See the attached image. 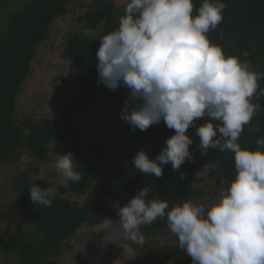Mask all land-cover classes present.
Here are the masks:
<instances>
[{
  "label": "trees",
  "instance_id": "obj_1",
  "mask_svg": "<svg viewBox=\"0 0 264 264\" xmlns=\"http://www.w3.org/2000/svg\"><path fill=\"white\" fill-rule=\"evenodd\" d=\"M73 0H22L21 10L12 11L0 19V162L16 165L22 154L37 165L17 170L11 178L14 193L12 203L0 212L5 224L6 238L0 241V264H59L71 249L70 241L82 228L102 225L112 216L116 206H125L139 190L149 187V199L167 200L173 206L181 200L205 195L202 184L208 180L226 188L235 178L234 155L231 151L209 149L201 156L197 149L200 138L190 146L193 162H185L178 171L171 164L163 166V176L142 174L132 160L145 150L154 159L175 134L163 121L146 131L136 129L126 140L132 160L104 170L108 159L100 141L83 143L75 128L74 119L83 111L84 103L102 91H112L97 84L96 53L100 39L118 28L124 10L114 0H96L86 7L79 20L92 35L72 32L68 35L63 56L74 68L75 86L71 101L62 109L58 121L51 119L16 118V103L21 86L31 70L38 46L49 37L53 22L66 13ZM203 0H193L195 9ZM226 4L223 20L208 33L210 41L222 47L226 56H237L249 62L251 69L264 74V0H222ZM249 55L245 57L243 53ZM116 91L128 92L120 87ZM264 76L252 102L261 108L250 124L244 126L239 143L242 148L256 150V141L264 138ZM259 129V132L254 129ZM186 133L190 135V131ZM65 144L64 155L74 154L75 170L81 174L77 183L67 182L59 187V195L51 207L33 204L29 195L35 184L51 187L39 176L38 166L49 158L50 147ZM208 170L204 177L201 172ZM181 173L184 174L181 178ZM68 196V197H67ZM81 198V202L71 198ZM146 237L144 245L129 242L137 257L149 262L192 264L180 247L160 244L155 239L171 233L166 218L141 225Z\"/></svg>",
  "mask_w": 264,
  "mask_h": 264
},
{
  "label": "clouds",
  "instance_id": "obj_2",
  "mask_svg": "<svg viewBox=\"0 0 264 264\" xmlns=\"http://www.w3.org/2000/svg\"><path fill=\"white\" fill-rule=\"evenodd\" d=\"M225 8L222 0H203L194 15L193 0H128L118 28L99 40L97 84L113 92L128 90L120 118L132 131L163 121L175 132L154 159L138 151L135 169L159 178L164 165L178 171L193 162L190 128L200 138L201 156L209 149L234 155L235 178L210 206L190 197L170 207L167 200L149 199L145 187L117 207L118 222L124 237L142 246L141 225L166 218L192 264H264V138L256 141V150L239 143L244 126L261 108L252 98L264 74L210 41L208 33L222 22ZM204 117L210 120L197 127ZM56 156L61 183L79 182L74 154ZM29 195L33 204L51 207L57 193L34 184Z\"/></svg>",
  "mask_w": 264,
  "mask_h": 264
},
{
  "label": "rangeland",
  "instance_id": "obj_3",
  "mask_svg": "<svg viewBox=\"0 0 264 264\" xmlns=\"http://www.w3.org/2000/svg\"><path fill=\"white\" fill-rule=\"evenodd\" d=\"M96 0H73L66 13L58 17L51 25L49 37L38 46L37 53L31 64V70L21 86L16 103V118L51 119L58 121L62 109L68 104L75 86L74 68L72 63L63 56V49L68 35L79 32L85 35L93 33L87 30L79 18L86 7ZM116 5L125 9L128 0H114ZM22 0H0V19L12 11L21 10ZM128 92L102 91L94 99L84 103L83 111L74 119V125L83 143L100 141L106 148L108 159L104 170L123 165L132 160L126 148V140L134 131L127 121L120 118ZM204 117L196 121L197 127L209 121ZM136 131V130H135ZM195 128L189 137L194 143L199 139ZM192 146V145H191ZM65 144H54L50 147L49 158L38 166L39 176L46 178L51 187L59 195L60 176L54 168L56 154L64 155ZM37 166L25 154L20 155L16 165L0 162V212L14 200L11 189V178L17 170L25 171L30 166ZM208 170L200 173L202 177ZM205 195L195 202L210 206L220 197L224 185L208 180L202 184ZM68 197V196H67ZM81 202V198L72 197ZM119 207H123L118 205ZM109 220L93 228L78 230L70 241L71 249L65 253L59 264H174L149 262L137 257L129 246L130 240L123 235L119 224L117 207ZM6 238L5 224L0 218V241ZM160 244L178 246V240L172 233H164L155 239ZM2 257L0 251V258ZM2 261V258H1Z\"/></svg>",
  "mask_w": 264,
  "mask_h": 264
}]
</instances>
